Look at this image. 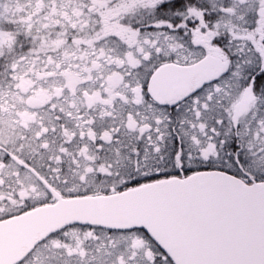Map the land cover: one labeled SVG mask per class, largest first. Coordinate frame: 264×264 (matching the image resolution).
<instances>
[{
	"label": "snow or ice",
	"instance_id": "6c2138e0",
	"mask_svg": "<svg viewBox=\"0 0 264 264\" xmlns=\"http://www.w3.org/2000/svg\"><path fill=\"white\" fill-rule=\"evenodd\" d=\"M0 264H264V0H0Z\"/></svg>",
	"mask_w": 264,
	"mask_h": 264
}]
</instances>
